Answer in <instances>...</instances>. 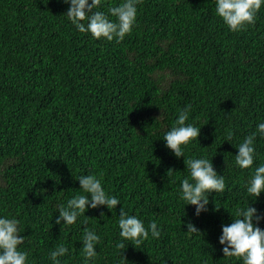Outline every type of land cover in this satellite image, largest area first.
Instances as JSON below:
<instances>
[{"label":"trees","instance_id":"trees-1","mask_svg":"<svg viewBox=\"0 0 264 264\" xmlns=\"http://www.w3.org/2000/svg\"><path fill=\"white\" fill-rule=\"evenodd\" d=\"M124 2L102 0L94 11L114 21L108 8ZM69 7L0 0V218L19 221L27 264H53L60 245L69 250L61 264H84L85 228L100 237L88 264H243L223 256L219 237L237 208L250 204L264 216V193L246 190L264 165V136L257 132L249 169L235 164L238 145L264 123V4L254 25L234 33L216 0H142L120 43L80 33ZM186 105V124L200 135L176 158L163 139ZM201 158L226 188L196 216L180 182L190 179L187 160ZM84 175L102 177L120 205L57 225L60 206L84 194ZM121 207L146 229L155 221L159 238L149 231L138 248L122 240ZM188 223L202 235L187 234ZM257 226L264 230V219Z\"/></svg>","mask_w":264,"mask_h":264},{"label":"clouds","instance_id":"clouds-1","mask_svg":"<svg viewBox=\"0 0 264 264\" xmlns=\"http://www.w3.org/2000/svg\"><path fill=\"white\" fill-rule=\"evenodd\" d=\"M64 3L70 4L65 15L80 33H89L95 40L105 39L109 42L115 40L116 43H120L131 33L136 23L137 5L142 3V0H125L119 6L109 7L108 13L115 17L114 21L104 12L94 11L103 6L102 0H91V3L89 0H64ZM262 4L264 0H216V14L231 32H240L255 24ZM190 109L191 105H186L180 110L175 125L164 135L165 146L176 158L184 156L182 146L186 147L192 141L198 143L201 127L186 124ZM257 132L264 136V123L259 124L257 131L246 136L238 145L235 164L241 169H249L254 163L253 145ZM227 139H232L231 132L228 133ZM186 166L190 179L184 178L180 182L181 198L185 205L194 206L195 215L199 216L201 212L207 211L209 194L225 191V179L223 175L217 174L212 162L206 158L189 159ZM173 173V169L167 171L169 176ZM78 181L80 190L84 194L69 199L66 207L60 206L59 216L55 220L57 225L61 224V221L66 226L73 225L78 217L84 216L87 209L104 206L111 211L120 205L119 199L108 195L103 189L102 177L84 175L80 176ZM246 190L254 198L264 193V165L255 169ZM100 217H104L103 212L100 213ZM261 219H264V216L258 214L257 209L250 204L247 207L237 208L233 222L222 226L219 244L223 246L221 249L223 256L242 260L243 264H264V230L257 226ZM87 220L88 218L85 217V223ZM118 227L122 240L129 241L134 248H138L148 239L149 231L153 238L160 236L155 221L150 222L146 229L141 219L128 215L122 207ZM186 227L187 234L202 235L192 223H188ZM82 240L84 264H88L98 255L96 246L100 242V237L94 231L85 228ZM24 241L25 237L21 235L17 219L0 218V264H27L28 253L20 250L19 247ZM116 247L125 249V244L121 242ZM68 251L64 245L51 251L50 259L53 264H61L59 258L64 257Z\"/></svg>","mask_w":264,"mask_h":264}]
</instances>
